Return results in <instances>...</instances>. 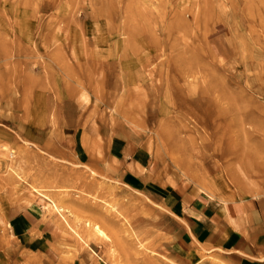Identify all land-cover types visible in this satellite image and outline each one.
Returning <instances> with one entry per match:
<instances>
[{
    "label": "rangeland",
    "instance_id": "obj_1",
    "mask_svg": "<svg viewBox=\"0 0 264 264\" xmlns=\"http://www.w3.org/2000/svg\"><path fill=\"white\" fill-rule=\"evenodd\" d=\"M170 25L169 45L186 37L171 57L185 48L193 52L187 59L196 57L183 76L189 98L181 104L205 114L206 134H195L198 149L218 152L219 165L247 163L244 185L214 183L174 164L179 156L171 140L158 135L162 122L175 117L189 130L195 125L161 98L169 88L160 64L168 56L147 70L155 75L124 68L145 46L167 54ZM0 128L19 140L0 163V264H48L36 248L37 232L8 222L14 207L40 212L62 228L56 246L65 262L105 264L92 248L109 256L107 264H181L180 220L166 205V192L189 182L228 202L264 188V0H0ZM197 156L194 150L200 170L206 161ZM8 167L67 208L89 247ZM86 222L98 224L110 241L91 236ZM193 264L227 263L202 253Z\"/></svg>",
    "mask_w": 264,
    "mask_h": 264
},
{
    "label": "crops",
    "instance_id": "obj_2",
    "mask_svg": "<svg viewBox=\"0 0 264 264\" xmlns=\"http://www.w3.org/2000/svg\"><path fill=\"white\" fill-rule=\"evenodd\" d=\"M18 145L15 132L0 128V161H9ZM194 190L189 182H180L165 194L166 205L180 220L175 253L181 264H193L202 253L227 264H264V188L258 196L228 202L203 192L193 197ZM7 220L37 232L36 248L45 252L48 264H80L59 257L54 248L64 231L56 222L44 221L42 213L14 207Z\"/></svg>",
    "mask_w": 264,
    "mask_h": 264
},
{
    "label": "bare ground",
    "instance_id": "obj_3",
    "mask_svg": "<svg viewBox=\"0 0 264 264\" xmlns=\"http://www.w3.org/2000/svg\"><path fill=\"white\" fill-rule=\"evenodd\" d=\"M170 30H172L171 25L168 27L167 33L164 35V38L167 42V44L164 47L168 52L167 53L168 55L165 54V50L164 53L162 52V47L157 46L156 47L157 49L156 48L154 49L152 47L145 46L143 48V52L144 51L147 52L144 53V55L142 56H136L134 60L131 61L130 63L126 62L124 68H126L127 70L128 68L139 66L142 70L139 72V74L143 75L142 74L143 71L146 72L148 69L154 66L157 60L162 59L164 56L165 57L168 56L169 61L168 62L163 61L160 64L162 70L161 72L162 78L165 79L166 82L165 86L169 88L165 90L163 94H161V98H166L167 100L172 102L175 110L184 112L185 115H189L191 119L194 120L193 124L195 125L194 129L189 130L187 125H183V123H181V121L179 119L177 120L175 117H168L165 121L162 122L161 132L158 135L166 140L168 139L171 140L172 148L174 149V151H177V154L179 156L177 160L176 159L173 160L174 164L178 167L184 168L188 172L201 171L202 175L206 177V179L208 177L214 183L224 184L225 181L228 180L234 185H244L245 183L244 180L246 178L244 167L247 166V163L239 164L236 168L232 167L233 162L231 161H226L223 162L222 165H219L217 160L218 152L215 151L214 152L215 156H211L206 151L200 152V149H198L199 143H198V139L195 137V134L198 131H201V134L204 135L206 134L205 132L203 133V130H205L204 126L206 124L205 114L203 113V110L199 109L201 107H198L197 105H192L191 103L189 104L188 102L187 103L184 102V104H181L183 99H185L186 97L189 98V94H188L189 87L186 88V85L184 83L185 79L183 78V76L185 73L190 71V64L193 65L192 62H195L196 57L194 56L191 59V61L187 59V55L193 53L190 52V48H185L182 51H179V57H178L179 59L178 58L174 59L173 57H171L169 53L170 49H174V48L177 49V46H181L182 45L181 43H184L186 37L181 38L182 41L180 40L181 43H179V45L176 44V46L173 45L171 46L168 44V40L172 38ZM211 46L214 52L216 53L217 57L219 58V60L221 62L227 63L228 61L224 60V58L218 53L217 49L214 47L212 43ZM138 47L142 48L143 44L139 43ZM177 64H181V67L183 69L182 72L177 70ZM166 65L167 67H169V69L165 73L163 72V69L164 67H166ZM147 72L150 75L153 74L155 75V72L153 71H147ZM185 104H187L186 107L184 106ZM204 112L208 113V115L213 114V112L211 113V111H207V110L205 111V109ZM217 130L218 129H216V131ZM214 136L216 138L215 140L216 148L222 149L223 144L222 141L218 138L219 137L218 132H215ZM3 148L7 149V147H3ZM221 149L219 150L221 151ZM194 150L197 151L198 158L202 159V161H206V164H204L203 162L201 163L200 170L198 168L196 169L194 167V164L192 163V154ZM1 162L2 161H0V163ZM211 169H213L214 174ZM0 170H3V168H0ZM7 171L10 172V174L15 175L17 177L16 179H18V181L26 185V187L30 188L32 193L38 195L39 197L47 201L48 205H50L51 208L53 209V212L58 213V219H59L58 221L63 223L72 233L77 235L86 244L87 247H89L88 243L84 241L83 238L80 237L76 229L70 224L68 220V215L70 214V212L68 211L67 208L59 207L57 203L49 196L45 195L40 188L31 187L30 184H27L23 180V178H21L20 175L14 170L13 167H8ZM187 177L193 182L196 181L195 179H193V177H189V176ZM262 179L264 181V177H262ZM201 192H202L201 189L195 188L192 196L196 197ZM85 229L93 237L99 236L110 241L109 237L106 235V233L98 224H92L90 222H86ZM58 242L59 241H57L56 244L60 246L61 244H59ZM58 246L54 248L57 253L60 251L59 250L60 248H58ZM90 250L96 257L99 258L100 261L104 262L105 264H107L108 261L110 260L108 255H105L103 257L100 256L94 249L90 248Z\"/></svg>",
    "mask_w": 264,
    "mask_h": 264
}]
</instances>
